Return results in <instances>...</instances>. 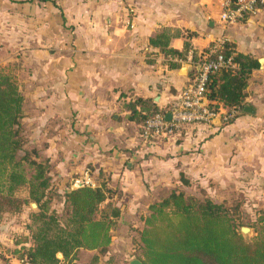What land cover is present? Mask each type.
<instances>
[{
	"label": "crops",
	"instance_id": "obj_1",
	"mask_svg": "<svg viewBox=\"0 0 264 264\" xmlns=\"http://www.w3.org/2000/svg\"><path fill=\"white\" fill-rule=\"evenodd\" d=\"M220 11L218 0H0V69L15 75L25 98L24 135L49 158L55 192L65 194L88 170L93 186L112 191L120 223L139 216L136 229L163 188L210 187L253 161L264 171V63L246 89L253 112L223 128L186 124L145 141L129 118L127 105L137 98L166 112L194 76L192 50L179 60L150 44L163 32L179 51L186 40L198 51L231 42L264 59V13L225 25ZM4 216L0 264H19L15 237L29 235V213ZM96 254L80 250L72 264H89Z\"/></svg>",
	"mask_w": 264,
	"mask_h": 264
},
{
	"label": "trees",
	"instance_id": "obj_2",
	"mask_svg": "<svg viewBox=\"0 0 264 264\" xmlns=\"http://www.w3.org/2000/svg\"><path fill=\"white\" fill-rule=\"evenodd\" d=\"M170 41L171 37L163 32L151 38L150 44L179 60H185L192 50L196 65L214 61L218 55L231 58L235 67L209 74L205 96L210 109L237 108L239 115L245 113L246 89L252 72L260 68L256 57L236 51L231 42H224L221 50L211 53L210 48L194 50L189 40L179 51L170 47ZM169 65L177 68L180 63L170 61ZM192 71L195 73L196 66ZM24 100L13 71L1 68L0 218L4 213H20L31 203L37 205L29 215V235L15 237L19 246L14 253L19 264H72L80 250L97 251L99 254L89 264H100V254L106 253L112 243L121 208L109 201L113 193L105 183L62 194L63 211L50 207L49 193L54 191L50 160L31 146L24 135ZM127 107L129 118L141 124L142 133L150 119L164 112L146 98H137ZM233 120L209 126L223 128ZM22 191L27 196H20ZM240 213L239 203H216L209 197L198 199L182 190L163 188L157 201L148 206L143 226L134 229V254L141 264H264V211L258 219L256 236L249 240L240 232Z\"/></svg>",
	"mask_w": 264,
	"mask_h": 264
},
{
	"label": "built area",
	"instance_id": "obj_3",
	"mask_svg": "<svg viewBox=\"0 0 264 264\" xmlns=\"http://www.w3.org/2000/svg\"><path fill=\"white\" fill-rule=\"evenodd\" d=\"M221 5L219 21L225 25H233L243 18L251 20L264 13V0H218ZM223 42L216 44L211 53L222 49ZM189 59H192L189 57ZM196 71L191 83L169 104L168 110L157 114L147 122L143 137L145 141L151 138H159L163 135L179 130L184 124H206L210 125L215 120H231L239 115V109H210L209 101L205 96L206 84L209 74L220 68L235 67L232 59H225L218 55L214 61H204L196 65ZM171 115L170 120L166 119ZM84 186H93V181L86 170L82 175L76 177L72 182V189Z\"/></svg>",
	"mask_w": 264,
	"mask_h": 264
},
{
	"label": "rangeland",
	"instance_id": "obj_4",
	"mask_svg": "<svg viewBox=\"0 0 264 264\" xmlns=\"http://www.w3.org/2000/svg\"><path fill=\"white\" fill-rule=\"evenodd\" d=\"M247 164L248 163H245L246 168H244V166L239 167L240 170H237L234 178L230 177L228 179L226 177H220L219 181L221 184L213 180L210 187L203 184L198 186L195 184L194 186L187 188L184 192L189 196L198 199L209 197L216 203H239L241 212L240 216L242 217L243 223L240 227V232L242 227H249L250 232L246 235L242 234L249 240L256 236L255 229L260 227L258 219L264 211V171L260 170L258 161H253L252 164L248 166ZM19 194L22 197L27 196L25 191H22ZM49 196L52 199L50 207L63 211V195L51 191ZM32 204L33 203L23 209L26 213L28 212L29 215L36 210V207ZM4 214H2L1 218L5 217ZM138 217V215L134 217L133 215H128L127 218H125V223H120L118 221L117 226L112 231L114 240H112V243L108 248L110 251L115 252V254L109 255L107 252L102 254L101 258L103 260L100 258V264H106L109 261H113L116 264H130L131 261L137 260V256L134 254L136 243L133 232L135 229L134 225L137 226L136 223L139 221ZM126 253H130L131 255L127 257L125 256Z\"/></svg>",
	"mask_w": 264,
	"mask_h": 264
},
{
	"label": "water",
	"instance_id": "obj_5",
	"mask_svg": "<svg viewBox=\"0 0 264 264\" xmlns=\"http://www.w3.org/2000/svg\"><path fill=\"white\" fill-rule=\"evenodd\" d=\"M259 62L262 65L264 63V59L263 58L259 59ZM245 112H253V110L250 107L246 106L245 107ZM170 118H171V115L168 114L166 116V119L170 120ZM213 123L219 124L220 120L217 119V120L213 121ZM32 205L37 207V205L35 203H33ZM241 232H242L243 235H246V234H248L250 232V228L249 227H242L241 228ZM131 264H141V263L138 260H133V261H131Z\"/></svg>",
	"mask_w": 264,
	"mask_h": 264
}]
</instances>
